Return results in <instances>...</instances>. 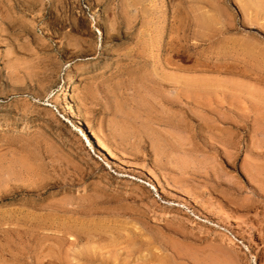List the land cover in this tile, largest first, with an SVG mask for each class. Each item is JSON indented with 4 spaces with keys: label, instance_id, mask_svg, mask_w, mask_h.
Returning a JSON list of instances; mask_svg holds the SVG:
<instances>
[{
    "label": "rangeland",
    "instance_id": "1",
    "mask_svg": "<svg viewBox=\"0 0 264 264\" xmlns=\"http://www.w3.org/2000/svg\"><path fill=\"white\" fill-rule=\"evenodd\" d=\"M0 264H264V0H0Z\"/></svg>",
    "mask_w": 264,
    "mask_h": 264
},
{
    "label": "bare ground",
    "instance_id": "2",
    "mask_svg": "<svg viewBox=\"0 0 264 264\" xmlns=\"http://www.w3.org/2000/svg\"><path fill=\"white\" fill-rule=\"evenodd\" d=\"M72 113H73V118L76 119V121H77L76 123H78L80 131L86 132V134L88 133L87 138H89V140H92L94 142L95 147L99 148L100 150H105L106 146L102 142H100L99 140H97L91 136L85 120L77 112L73 111ZM111 157H112V155H111Z\"/></svg>",
    "mask_w": 264,
    "mask_h": 264
}]
</instances>
